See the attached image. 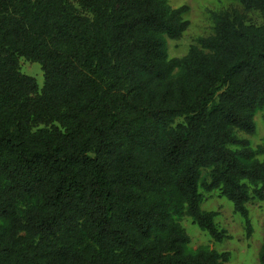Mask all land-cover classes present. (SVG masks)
<instances>
[{"label":"trees","instance_id":"16d2710c","mask_svg":"<svg viewBox=\"0 0 264 264\" xmlns=\"http://www.w3.org/2000/svg\"><path fill=\"white\" fill-rule=\"evenodd\" d=\"M236 1L169 59L186 6L0 0V264H231L188 252L176 218L227 240L201 209L199 190L218 191L250 238L246 205L264 201V159L238 136L264 120V0Z\"/></svg>","mask_w":264,"mask_h":264},{"label":"rangeland","instance_id":"374dc122","mask_svg":"<svg viewBox=\"0 0 264 264\" xmlns=\"http://www.w3.org/2000/svg\"><path fill=\"white\" fill-rule=\"evenodd\" d=\"M167 2L172 8L181 6L188 8L184 17L188 21L187 29L179 40H167L169 59L184 57L198 38L208 37L212 34V13L233 9L243 13L241 5L236 0H167ZM244 15L248 24L258 26L263 23L261 15L256 11L246 12ZM19 70L22 74L34 78L39 89L42 87L43 76L38 64L20 58ZM262 116V112H258L254 117V135L238 134L240 138L249 142L258 160L264 159V120ZM180 122L181 119H176L174 123ZM207 174V170H202L201 178L208 181ZM199 191L203 197L201 209L216 213L214 223L218 229L224 230L229 238L221 243H216L205 232L200 231L190 218L182 215L176 220L189 238L186 250L194 252L206 249L219 253L227 252L230 255L231 264H258V251L264 242V201L252 199L246 205L252 226V234L250 238H247L244 222L239 215L234 213L232 204L228 200L221 197L218 191L211 193H205L202 189Z\"/></svg>","mask_w":264,"mask_h":264}]
</instances>
